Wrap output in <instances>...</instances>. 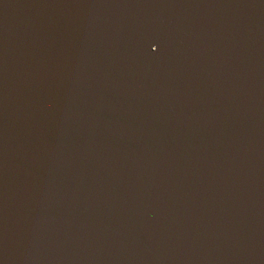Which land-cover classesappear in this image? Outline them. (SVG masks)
<instances>
[{"label":"water","instance_id":"water-1","mask_svg":"<svg viewBox=\"0 0 264 264\" xmlns=\"http://www.w3.org/2000/svg\"><path fill=\"white\" fill-rule=\"evenodd\" d=\"M0 264H264V0H0Z\"/></svg>","mask_w":264,"mask_h":264},{"label":"snow or ice","instance_id":"snow-or-ice-1","mask_svg":"<svg viewBox=\"0 0 264 264\" xmlns=\"http://www.w3.org/2000/svg\"><path fill=\"white\" fill-rule=\"evenodd\" d=\"M152 51H153V49H152ZM154 52V51H153Z\"/></svg>","mask_w":264,"mask_h":264}]
</instances>
